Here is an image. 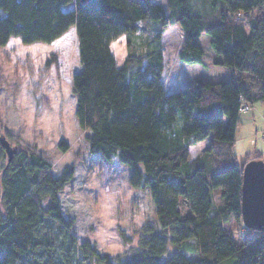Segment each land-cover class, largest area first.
Segmentation results:
<instances>
[{
    "label": "trees",
    "instance_id": "trees-1",
    "mask_svg": "<svg viewBox=\"0 0 264 264\" xmlns=\"http://www.w3.org/2000/svg\"><path fill=\"white\" fill-rule=\"evenodd\" d=\"M208 1L215 12H194L188 0H167V11L156 0H0V46L11 37L48 44L74 27L76 123L88 131L91 154L128 166L129 185L148 190L157 219V226L143 227L129 256L101 253L76 238L62 209L60 193L73 168L53 175L43 154L11 145L8 160L0 145V264H264V229L248 228L238 241L224 230L230 219L240 220L242 168L232 152L240 108L264 102V0ZM144 20L159 21V29L144 52L128 38L118 65L111 42L137 32ZM175 24L183 36L179 62L203 64L205 33L212 62L228 68V79L197 77L167 91L161 35ZM209 135L212 157L188 159L189 147ZM212 188L222 190V206L214 205ZM190 238L197 258L180 249ZM169 243L179 249L162 260Z\"/></svg>",
    "mask_w": 264,
    "mask_h": 264
},
{
    "label": "rangeland",
    "instance_id": "rangeland-1",
    "mask_svg": "<svg viewBox=\"0 0 264 264\" xmlns=\"http://www.w3.org/2000/svg\"><path fill=\"white\" fill-rule=\"evenodd\" d=\"M190 10L205 14L215 12L208 0H188ZM167 11V0H156ZM68 5L66 8H68ZM217 12V11H216ZM160 22L144 20L141 29L129 37L124 34L112 41L116 63L125 59L128 38L132 49L144 52L159 29ZM182 31L178 24L168 26L161 35L164 67L161 81L167 91H176L195 78L218 80L229 78L226 67L212 62L210 37L203 33L199 44L203 49L201 66L179 62ZM80 70L76 35L70 27L51 43L23 44L11 37L0 46V134L10 145L28 147L43 154L58 175L65 167L73 168V176L60 193L62 209L74 220L73 232L78 240H89L101 252L110 256H129L144 233V226H157V219L147 189L132 188L128 183L129 168L117 158L104 160L88 150L87 130H81L75 120V96L71 90V76ZM209 135L204 141L189 147L188 159L200 157L207 161ZM66 145L64 150L59 142ZM232 152L235 164L242 168L249 160L264 161V102H258L246 112H240ZM257 158V159H256ZM220 188H212L214 205L222 206ZM180 208L186 211L185 202ZM240 220L230 219L224 230L236 241L251 233ZM121 232L126 238L124 243ZM169 235V234H168ZM181 245V246H180ZM181 251L189 258H197L196 240L180 243ZM179 247L169 243L166 259Z\"/></svg>",
    "mask_w": 264,
    "mask_h": 264
},
{
    "label": "water",
    "instance_id": "water-1",
    "mask_svg": "<svg viewBox=\"0 0 264 264\" xmlns=\"http://www.w3.org/2000/svg\"><path fill=\"white\" fill-rule=\"evenodd\" d=\"M90 0H81L83 4ZM0 145L6 150L8 160L13 149L0 134ZM240 219L250 229H264V161L249 160L241 170Z\"/></svg>",
    "mask_w": 264,
    "mask_h": 264
},
{
    "label": "built area",
    "instance_id": "built-area-1",
    "mask_svg": "<svg viewBox=\"0 0 264 264\" xmlns=\"http://www.w3.org/2000/svg\"><path fill=\"white\" fill-rule=\"evenodd\" d=\"M248 110H250V106L246 103H242L241 108H240V112H246Z\"/></svg>",
    "mask_w": 264,
    "mask_h": 264
},
{
    "label": "crops",
    "instance_id": "crops-1",
    "mask_svg": "<svg viewBox=\"0 0 264 264\" xmlns=\"http://www.w3.org/2000/svg\"><path fill=\"white\" fill-rule=\"evenodd\" d=\"M192 66H201V65H192ZM228 70V69H227ZM230 72V71H229ZM231 74V73H230ZM230 76V75H229ZM221 79H223V78H220V79H218V80H221ZM228 79V78H227ZM218 80H212V81H218Z\"/></svg>",
    "mask_w": 264,
    "mask_h": 264
}]
</instances>
